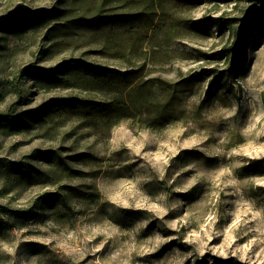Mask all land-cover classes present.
Listing matches in <instances>:
<instances>
[{
    "label": "rangeland",
    "instance_id": "374dc122",
    "mask_svg": "<svg viewBox=\"0 0 264 264\" xmlns=\"http://www.w3.org/2000/svg\"><path fill=\"white\" fill-rule=\"evenodd\" d=\"M260 1L0 0V264H264Z\"/></svg>",
    "mask_w": 264,
    "mask_h": 264
},
{
    "label": "trees",
    "instance_id": "16d2710c",
    "mask_svg": "<svg viewBox=\"0 0 264 264\" xmlns=\"http://www.w3.org/2000/svg\"><path fill=\"white\" fill-rule=\"evenodd\" d=\"M251 1V0H250ZM254 2H260V0H253ZM257 21L255 24L258 25L260 31H264V13L262 15H256ZM247 28H250V25L246 24ZM190 151H184V154H190ZM43 160H46L51 164L53 167V171L60 170L63 173H72L73 169L66 160L62 159L60 155L55 152H46L42 156ZM78 156H74L73 160ZM2 169H6L9 171L15 172L16 179L19 182H23L26 184H40V183H47L49 177L46 175L45 170L40 171L39 169L29 165L25 166L22 162H12L8 165L2 166ZM68 188V187H67ZM69 190L75 192L79 189V187H69ZM68 198L65 195L58 194V193H46L45 196L41 197L38 200V203L31 207L28 211L23 210H9L6 207H0V211L3 215L8 216L10 220H13L15 223L29 220L32 216L36 214L35 209L38 210H52L56 208H60V206H68ZM22 223V222H21ZM13 226L9 224H2L0 223V236L5 234V231L11 230ZM201 264V263H200Z\"/></svg>",
    "mask_w": 264,
    "mask_h": 264
}]
</instances>
